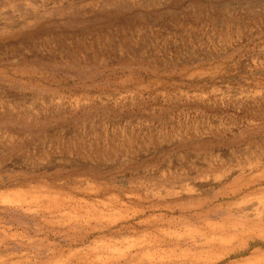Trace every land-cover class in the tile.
Masks as SVG:
<instances>
[{
    "label": "rangeland",
    "instance_id": "rangeland-1",
    "mask_svg": "<svg viewBox=\"0 0 264 264\" xmlns=\"http://www.w3.org/2000/svg\"><path fill=\"white\" fill-rule=\"evenodd\" d=\"M263 153L264 0H0V264H264Z\"/></svg>",
    "mask_w": 264,
    "mask_h": 264
},
{
    "label": "bare ground",
    "instance_id": "bare-ground-1",
    "mask_svg": "<svg viewBox=\"0 0 264 264\" xmlns=\"http://www.w3.org/2000/svg\"><path fill=\"white\" fill-rule=\"evenodd\" d=\"M255 154V153H254ZM252 158V157H251ZM252 160H254V164H253V168L256 170V167L257 166H259V163H264V153L260 156V155H254L253 156V158H252ZM261 165V164H260ZM264 165V164H263ZM253 176V175H252ZM249 179V178H248ZM253 182V180H252V178H250L247 182H245L244 184H242L238 189H236V190H234V192H232L230 195H232V196H235V195H237V194H239V195H241L245 190H249V189H251V183ZM212 183V182H211ZM251 184V185H250ZM251 194H264V186H262V187H260L259 189H256V190H252L251 192H250ZM17 194V193H16ZM15 194V195H16ZM14 195V194H13ZM229 195V196H230ZM17 196V195H16ZM217 196H218V193H217ZM245 196H246V194H242L241 195V197L242 198H245ZM263 197L264 196H262L261 198L263 199ZM260 199V198H259ZM263 202H264V200H263ZM165 206H167V207H170L169 205H165ZM246 211V210H245ZM262 212H264V208L262 209ZM244 213V212H243ZM249 213V212H248ZM251 213V212H250ZM241 214V213H240ZM245 214V213H244ZM247 214V213H246ZM253 214V213H252ZM253 217V216H252ZM143 221V223L145 224V226L147 227V228H150V229H152V228H154V226H152L151 224L149 225L148 224V220H146V219H144V220H142ZM140 223H142L141 221H140ZM137 224H139V223H137ZM222 226V225H221ZM134 231V230H133ZM188 232V231H187ZM124 233V232H123ZM135 233H136V231H135ZM141 233V232H140ZM191 233V232H190ZM145 234V233H144ZM150 234V233H149ZM165 234V233H164ZM187 234V233H186ZM125 235V234H124ZM136 235V234H135ZM140 235V234H139ZM143 235V234H142ZM148 235V234H147ZM123 235H121L120 237H122ZM130 236V235H129ZM131 236H133V235H131ZM130 236V237H131ZM111 237V236H110ZM113 237V236H112ZM111 237V238H112ZM172 237V236H171ZM189 237V236H188ZM106 238V237H105ZM165 238V237H164ZM206 238V237H205ZM234 238V237H233ZM137 239V238H136ZM135 239V240H136ZM144 239H146V238H144ZM153 239V238H152ZM183 239V238H182ZM187 239H189V238H187ZM218 239V238H217ZM216 239V240H217ZM121 240V239H120ZM159 240V239H158ZM194 240V239H193ZM192 240V241H193ZM197 240V239H196ZM199 240V239H198ZM197 240V241H198ZM211 240H213V238L211 239ZM210 240V241H211ZM215 240V241H216ZM242 240V239H241ZM155 241V240H154ZM153 241V242H154ZM204 241H206V239L204 240ZM209 241V240H208ZM105 242V241H104ZM107 242V241H106ZM109 242V241H108ZM153 242H150V247L151 246H153ZM196 242V241H195ZM136 243V242H135ZM145 243V242H144ZM193 243V242H192ZM212 243V242H211ZM227 243H228V241H227ZM204 244V243H203ZM202 244V245H203ZM240 244V243H239ZM103 245V244H102ZM130 246V245H129ZM244 246V245H243ZM127 247V246H126ZM138 247V246H137ZM237 248H238V246H236ZM123 248V247H122ZM130 248V247H129ZM129 248H126V249H129ZM234 248V247H233ZM164 249V248H163ZM163 249H161V250H163ZM238 249H240V248H238ZM120 250V249H119ZM106 251V250H105ZM167 251V250H166ZM187 252H188V250H186ZM185 251V252H186ZM200 251V250H199ZM138 252V251H137ZM162 252V251H161ZM189 252H190V254L193 252L194 253V251H190L189 250ZM189 252L187 253V254H189ZM149 253V252H148ZM254 253V252H253ZM136 254H138V253H136ZM143 254V253H142ZM200 254V253H199ZM256 255V254H255ZM134 256V254L133 255H131V257L130 258H132ZM147 256V255H146ZM161 256V255H160ZM183 256H184V253H183ZM213 256V255H212ZM110 257V256H109ZM113 257V256H112ZM162 257V256H161ZM186 257V256H185ZM191 257V256H190ZM258 257V256H257ZM127 258H129V256H127L126 254H124L123 256H118V257H116L114 260H113V262H119L120 260H122V259H127ZM143 258V257H142ZM196 258H197V256L195 257V260H196ZM207 258H209V257H207ZM218 258L219 257H217L216 259L218 260ZM264 258V257H263ZM191 259V258H190ZM150 260V259H149ZM152 260V259H151ZM162 260V259H161ZM209 260V259H208ZM139 261V260H138ZM142 261V260H141ZM191 261V260H190ZM257 261V260H256ZM134 262V261H133ZM147 262V261H146ZM261 262V261H260ZM125 263H127V261L125 262ZM136 263H137V261H136ZM142 263H144V260H143V262ZM148 263V262H147ZM195 263V262H194ZM209 263H211V262H209ZM145 264V263H144ZM152 264V263H151ZM156 264V263H155ZM193 264V263H192Z\"/></svg>",
    "mask_w": 264,
    "mask_h": 264
}]
</instances>
